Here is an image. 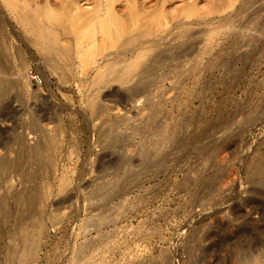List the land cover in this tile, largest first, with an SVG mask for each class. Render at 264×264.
Listing matches in <instances>:
<instances>
[{"label":"rangeland","instance_id":"1","mask_svg":"<svg viewBox=\"0 0 264 264\" xmlns=\"http://www.w3.org/2000/svg\"><path fill=\"white\" fill-rule=\"evenodd\" d=\"M59 1L0 0V160L18 165L0 167V264H247L253 225L264 264L248 177L264 155V0H144L142 26L95 57L60 28L51 54L21 24L49 27ZM140 33L168 52L137 91L106 63Z\"/></svg>","mask_w":264,"mask_h":264},{"label":"bare ground","instance_id":"2","mask_svg":"<svg viewBox=\"0 0 264 264\" xmlns=\"http://www.w3.org/2000/svg\"><path fill=\"white\" fill-rule=\"evenodd\" d=\"M6 1H9V0H6ZM59 2H62V3H60L61 5H59L58 7H55L54 11L47 10V14L48 15H46V16H49V18L51 17L50 18V26L49 27L52 28V29L50 28V30L48 32H46V30L49 29L48 25L47 26L45 24H42V25L38 24L37 25V22L34 23L33 18H32L33 21L31 19H29V17L28 18H24L22 20L21 24L22 25L24 24L26 26V28L27 27L30 28V30L35 34V36L38 39V41L41 43V47H45L46 49H48L50 51H53L51 54L56 53L57 55L59 54L60 56H63V54H64V51L62 49L63 47L62 48L58 47L56 41L58 39L57 37L58 36L60 37V35H62L63 33L65 35L66 34L68 35L69 32L66 31V29H67L73 35L75 34L76 36H78V38H77L74 35L75 38L78 39V43L76 45L74 43V45L77 48V50L79 48H83L84 43H86L85 45H87V46H85V47L86 48L88 47V48L87 49L85 48L86 49L85 53L89 54L90 56L93 55V57H95L94 55H95V53H98V51H103V50L106 51L107 49H115V47H117V44L119 43L120 37L124 36L127 33H131V32L133 33L137 29V27L139 28V26L141 25L140 24V20L144 19V17H142V19H141L140 16H142V14L144 15V13L146 12L145 11L143 13L142 11L146 8L145 4L147 3L144 0H126V2H127V5H126L127 9H125L126 13H124V14L120 13L122 15V18H121L120 17L121 15H119V14H118L119 16L117 15L118 11L116 10V8L118 7V5H117L118 4L117 3L118 0H93V3H94L93 8L94 9L92 11H90L89 13H87V14H85V13L83 14V13L80 12L81 11L80 8L82 9V7H79L78 4H79V2H81V0H62V1H59ZM44 3H46V2H44ZM157 3H159V2H157ZM8 5H9V7H12V4L8 3ZM156 5H158V4H156ZM161 8H162V6H161ZM186 13H188V12H186ZM186 13H184V14H186ZM155 17H156V15H155ZM155 17H154L153 21L156 20ZM146 18H148V17H146ZM161 18L158 17L157 19H160L158 21H160V25L162 27V26L166 25V21H165L166 19L162 15H161ZM153 21H150V22H152V23H150L151 25L154 24ZM156 22H157V20H156ZM66 25H68V26H66ZM59 28L62 29L61 31H66L67 33L63 32L61 34V32H59ZM30 30H29V32H30ZM165 33H166V30L163 29L162 32L158 35L159 39H160L159 41H163L165 39ZM181 33L178 34L179 36H178V38H176L177 41H178V39H182L183 37H185V39L187 41L186 37H188V36L184 34L185 31H184L183 34H181ZM97 34L98 35L100 34V37L102 39L101 40L102 41V43H101L102 45H100V42L98 41L100 46H98V43H97V46H96V44H95L96 41H94V38H96L95 36H97ZM144 34L148 35L147 32L144 33ZM137 35H136V37L135 36H130V38L127 40V43L129 42L128 44L131 46L130 49H125V47L124 48L122 47L123 48L122 52H118V54L120 53V55H122V58L120 57L121 60L118 59V61H116L117 59L115 58L116 60L113 59L112 60L113 62H110V61L107 62L106 63L107 66H106V64H105V66H106L107 71L109 73L116 67V65L118 66V65L121 64L120 65L121 67L120 68L118 67L119 70L117 71V75L115 73V76H114V77L118 78V79H116L117 81H115L114 79H112V81L114 80L113 82H118L121 85H124V84L128 85L130 82H131L130 84H132V81L135 80L137 84L135 83L136 85L132 89L139 91V90L144 89V87H145L144 83L146 82V80L148 78L154 76L155 72L159 68L160 62L163 60V58L166 57L168 50L166 49L165 46H163V48H161L162 46L158 47L156 40H154L155 37H152L154 39L146 40L148 38V36L142 35V33L137 34ZM149 35L151 36V34H149ZM140 37H141V39L142 38H146V39H142L141 41H139ZM81 43H83V44H81ZM69 49H70V47L68 49H66V51L68 50V52H69ZM116 50H119V49H116ZM120 51H121V49H120ZM85 53H83V54H85ZM98 54H101V53H98ZM3 55H4V53H3ZM129 55L131 57L129 59L130 61H127L126 58ZM80 56L82 57V55H80ZM50 57H51V55H50ZM54 58H56V57H54ZM90 58H92V57H90ZM107 58H108V56H107ZM92 59H94V58H92ZM92 59H91V61H92ZM91 61H90V63H91ZM62 62H64V61H62ZM3 63L5 64V62H3ZM122 63H123V65H122ZM4 68L5 67L0 65V75H2V73L4 71ZM106 68H104V69H106ZM103 72L100 75L101 78L100 77H98V78L102 79V77L105 76V75H103ZM108 73H107V75H108ZM113 75L114 74H112V76ZM3 82H4V79H3L2 76H0V84L3 83ZM99 82H100V80H99ZM102 82H103V80H102ZM130 86L131 85H129V87ZM129 87H127V88H129ZM126 90H128V89H126ZM5 91H6V87L2 88V90H0V99L3 97ZM27 125H28V123H27ZM48 140H51V138H49ZM53 140H52V142H53ZM17 142H18L19 145L17 144ZM49 142L51 143V141H48L46 143H49ZM16 144L18 146L22 147V144H25V143H22V139L19 136V138H17ZM41 149H42V146L36 145L35 147H33V152L34 151L42 152ZM19 151H20V149H19ZM31 156H32V154H31ZM48 160L52 164V162H53L52 158H49ZM255 160L256 161L254 163L253 162L250 163V164L253 163L252 166L249 164L250 168H249V176L248 177H249V182L252 183V191H253V193L257 194L258 195L257 197H259L258 203H257L259 212L260 213H264V212H262V210H264V209H262V208H264V155L260 156L258 159H255ZM0 167H2L7 173H10V172L16 170L18 165L15 162H13V161L10 162V160L8 161L6 159H1L0 160ZM250 203L253 204L254 200L252 199V202H250ZM249 207H251V206H249ZM260 216H261V214H260ZM262 216H264V215H262ZM260 218H262V217H260ZM262 219H264V218H262ZM251 227L252 228H250L248 230L249 231L248 234L250 236V241H249L250 242V246L248 245L250 248L248 247L249 248L248 250L250 251V253L248 255L249 259L248 258L247 259H248L249 262L247 263V261H246V263L247 264H249V263L250 264H256L257 263L258 264L260 262V260H261L260 259L261 257H256V256H254L255 254L253 255V253H252L254 251L253 250L254 249L253 246H255V244H256V243H253L254 242L253 239L255 240V238H254L252 233H253V231L254 232L258 231L259 232L260 229L255 228L254 225L251 226ZM256 229H258V230L255 231ZM258 232H257V234H258ZM255 242H256V240H255Z\"/></svg>","mask_w":264,"mask_h":264},{"label":"built area","instance_id":"3","mask_svg":"<svg viewBox=\"0 0 264 264\" xmlns=\"http://www.w3.org/2000/svg\"><path fill=\"white\" fill-rule=\"evenodd\" d=\"M32 80H37V78L35 76H32Z\"/></svg>","mask_w":264,"mask_h":264}]
</instances>
